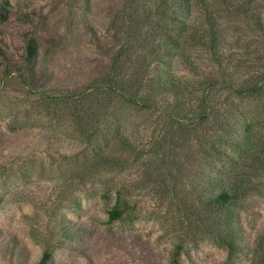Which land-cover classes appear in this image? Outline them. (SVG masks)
Masks as SVG:
<instances>
[{
    "label": "rangeland",
    "instance_id": "rangeland-1",
    "mask_svg": "<svg viewBox=\"0 0 264 264\" xmlns=\"http://www.w3.org/2000/svg\"><path fill=\"white\" fill-rule=\"evenodd\" d=\"M0 13V264H264V0Z\"/></svg>",
    "mask_w": 264,
    "mask_h": 264
},
{
    "label": "trees",
    "instance_id": "trees-1",
    "mask_svg": "<svg viewBox=\"0 0 264 264\" xmlns=\"http://www.w3.org/2000/svg\"><path fill=\"white\" fill-rule=\"evenodd\" d=\"M183 1V0H181ZM1 16V13H0ZM27 51H28V60H32L36 57L37 55V45L35 43H33L32 41L29 43L28 47H27ZM0 54H2V50L0 48ZM264 89V76L263 79L259 81V83H256L253 87H251L249 89V91H262ZM245 90H241V92H244ZM126 99L133 103V104H138V105H145V102L137 99V98H132L129 96H125ZM242 180V178H241ZM237 180H235L233 182V184L231 185H227V186H223V182L221 181L220 183V187L219 190L216 191V193L214 194L213 199L211 200L212 204L217 207V206H226L231 204V202L234 201V199H236L238 197V195L241 193H244L247 189V187L245 186V180H242L244 185H237ZM244 186V187H242ZM233 190V191H232ZM120 215L119 210L114 209L113 211H111V218L115 219L118 218ZM222 241L224 242V244H226V247L228 248L229 253H234L237 251V245L232 242L231 240H228L227 238H223ZM48 255H46L45 257H47ZM46 258H44L45 260Z\"/></svg>",
    "mask_w": 264,
    "mask_h": 264
}]
</instances>
